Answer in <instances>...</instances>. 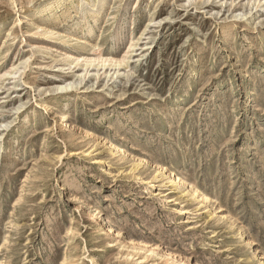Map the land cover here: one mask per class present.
<instances>
[{
	"label": "rangeland",
	"instance_id": "obj_1",
	"mask_svg": "<svg viewBox=\"0 0 264 264\" xmlns=\"http://www.w3.org/2000/svg\"><path fill=\"white\" fill-rule=\"evenodd\" d=\"M40 1L0 0V264L264 261V0H105L59 38Z\"/></svg>",
	"mask_w": 264,
	"mask_h": 264
},
{
	"label": "bare ground",
	"instance_id": "obj_2",
	"mask_svg": "<svg viewBox=\"0 0 264 264\" xmlns=\"http://www.w3.org/2000/svg\"><path fill=\"white\" fill-rule=\"evenodd\" d=\"M20 4L23 3L24 0H19ZM14 3L17 4V1H13ZM41 2V1H40ZM105 0H42V2L38 5V9H40V13L41 15H38V11L36 14H32V16L36 19H32L30 25L33 26L32 28L28 29V33L31 34V32L33 30H35L39 35L41 36H51L53 38H59L58 34L56 32H54V30L52 29V27L50 26L51 24H53V21L51 19L53 15L60 13V12H66L67 9L69 8H74L75 11V17L77 18V20L74 22V24L78 26H81L83 24H87L89 23V16L91 17H95L97 13L92 12L91 10L94 11V9L96 10V12H98V14L101 12L102 8H98L101 3H104ZM112 3V11H110L106 16L108 17V19H112L115 18L117 16V14H119V6L122 3V0H111ZM141 3V0H137L136 1V7L137 5ZM36 2H34V0H30V7H31V12H35V6ZM101 7V6H100ZM33 8V9H32ZM158 9V4H156V8L155 10ZM136 10V9H135ZM90 12V14L88 13ZM135 14V13H134ZM92 19V18H91ZM21 21L20 18L17 19V21ZM92 21V20H91ZM155 19H151L150 23L154 22ZM18 23V22H16ZM95 24H97V22H95ZM100 24V23H99ZM15 26V24H14ZM94 27V25H92ZM92 26H90L88 28L91 29ZM17 28V27H16ZM13 30V26L12 28L10 27L9 29H7L6 31V36L8 37H12L13 35H15V31ZM16 30V29H14ZM50 32V33H49ZM74 31H71V29H68L67 32L63 35V37L67 38L68 42H73V41H78L79 37L76 36V34H74ZM101 36V35H100ZM80 42V41H79ZM34 49H38L39 51L42 49L41 46H39L38 44L34 43ZM138 45L137 41H132L129 43V51H133L136 50V47ZM93 48L95 51H99L100 47L98 44L93 45ZM100 58L102 57V54L99 53ZM103 59V58H102ZM103 64L105 65L107 62L112 63L113 65H121L120 61H116L113 59H103ZM15 67V66H14ZM63 114H60V118H63ZM107 144H109V142H107ZM166 174H168V179H170V181H176L180 182V183H184L187 184V180L185 178H180V176L178 175H174L173 171L168 170L166 172ZM190 189H191V194H193L194 196L198 195L199 197H203V194H200L198 192V187L197 185H192L190 183H188L187 185ZM172 200V199H171ZM85 201H83V199L81 200V205H85ZM86 208L89 209V207L86 205ZM87 212V216L86 218H89V216H93L91 211L89 212V210L86 211ZM102 218H100L101 220ZM244 241H246L247 243L249 242L248 238L243 239ZM259 259H262V256L260 254L257 253L256 255ZM264 261H260V264H263Z\"/></svg>",
	"mask_w": 264,
	"mask_h": 264
}]
</instances>
